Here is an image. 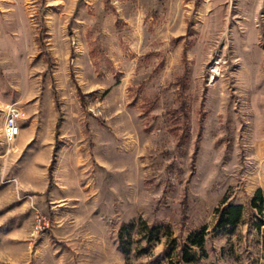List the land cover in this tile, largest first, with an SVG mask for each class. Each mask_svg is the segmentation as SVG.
<instances>
[{
  "label": "rangeland",
  "instance_id": "374dc122",
  "mask_svg": "<svg viewBox=\"0 0 264 264\" xmlns=\"http://www.w3.org/2000/svg\"><path fill=\"white\" fill-rule=\"evenodd\" d=\"M263 16L239 0H0V264H264V32L246 46ZM222 203L244 207L231 230Z\"/></svg>",
  "mask_w": 264,
  "mask_h": 264
},
{
  "label": "trees",
  "instance_id": "16d2710c",
  "mask_svg": "<svg viewBox=\"0 0 264 264\" xmlns=\"http://www.w3.org/2000/svg\"><path fill=\"white\" fill-rule=\"evenodd\" d=\"M264 201V194L261 188H258L251 199V205L254 207L261 206ZM224 203V202H223ZM221 204L215 208L218 214L217 227L220 229L231 230L238 222L241 221L243 215V205L241 203ZM155 229L154 227L151 228ZM205 229L191 232L187 241L183 244L182 256L186 262H191L196 259V256L191 252L194 245L199 246L204 251ZM126 249V248H125Z\"/></svg>",
  "mask_w": 264,
  "mask_h": 264
},
{
  "label": "built area",
  "instance_id": "2783aa9c",
  "mask_svg": "<svg viewBox=\"0 0 264 264\" xmlns=\"http://www.w3.org/2000/svg\"><path fill=\"white\" fill-rule=\"evenodd\" d=\"M22 115V109L17 102L7 104V118L5 125V135L9 140H14L19 134V118Z\"/></svg>",
  "mask_w": 264,
  "mask_h": 264
},
{
  "label": "crops",
  "instance_id": "0c3cea01",
  "mask_svg": "<svg viewBox=\"0 0 264 264\" xmlns=\"http://www.w3.org/2000/svg\"><path fill=\"white\" fill-rule=\"evenodd\" d=\"M239 2L245 3V4L249 3V4L255 5V4H259V3L264 2V0H239ZM244 15L248 16L249 19H254L255 17H257L258 14L255 11H252V12L246 11L244 13ZM262 20H263V22H262V24L260 26H262V28H264V16L262 17ZM262 31L264 32V29L261 30V27L254 28V30L252 32V35H251L252 37H250V39H247L248 41L246 40L247 41L246 46L247 45H253L256 42H258L259 39H261L260 35H261ZM255 52H256V56H258L259 60H261L263 55H264V46H262V45L260 46L259 45L258 48H256Z\"/></svg>",
  "mask_w": 264,
  "mask_h": 264
}]
</instances>
